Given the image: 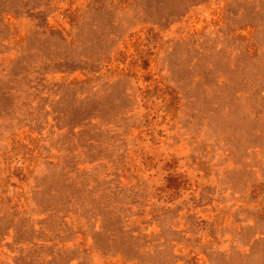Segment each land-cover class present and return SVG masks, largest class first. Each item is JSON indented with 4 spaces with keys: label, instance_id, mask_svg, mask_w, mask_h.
I'll use <instances>...</instances> for the list:
<instances>
[{
    "label": "rangeland",
    "instance_id": "rangeland-1",
    "mask_svg": "<svg viewBox=\"0 0 264 264\" xmlns=\"http://www.w3.org/2000/svg\"><path fill=\"white\" fill-rule=\"evenodd\" d=\"M0 264H264V0H0Z\"/></svg>",
    "mask_w": 264,
    "mask_h": 264
}]
</instances>
